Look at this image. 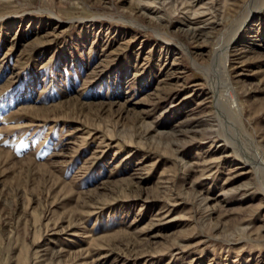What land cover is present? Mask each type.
I'll list each match as a JSON object with an SVG mask.
<instances>
[{"label": "rangeland", "instance_id": "1", "mask_svg": "<svg viewBox=\"0 0 264 264\" xmlns=\"http://www.w3.org/2000/svg\"><path fill=\"white\" fill-rule=\"evenodd\" d=\"M255 152L264 0H0V264H264Z\"/></svg>", "mask_w": 264, "mask_h": 264}, {"label": "bare ground", "instance_id": "2", "mask_svg": "<svg viewBox=\"0 0 264 264\" xmlns=\"http://www.w3.org/2000/svg\"><path fill=\"white\" fill-rule=\"evenodd\" d=\"M229 42H226V41L220 42L219 45L217 46V49H216V52L214 55V60H215V63L217 65L216 68H217V70H219V73L217 74V78H219V76L221 78V81L219 79L220 84L218 85V86H220V89L218 91L221 94L223 91L226 94L227 89L229 87V84H228L229 78H228V74H227V57H228V49H229V45H230ZM228 112H229V114L233 115V117L235 119H238V117L236 116V114H234V112H233V110H231V108L228 110ZM254 156H255L254 160L256 161V164H258L260 167H264L263 160L260 158V156L256 152L254 153ZM221 194L222 193H220V195Z\"/></svg>", "mask_w": 264, "mask_h": 264}]
</instances>
